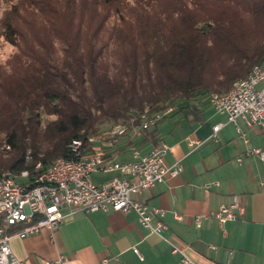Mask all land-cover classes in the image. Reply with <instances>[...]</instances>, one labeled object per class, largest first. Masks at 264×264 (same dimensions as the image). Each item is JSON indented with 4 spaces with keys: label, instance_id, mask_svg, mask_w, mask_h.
<instances>
[{
    "label": "trees",
    "instance_id": "trees-1",
    "mask_svg": "<svg viewBox=\"0 0 264 264\" xmlns=\"http://www.w3.org/2000/svg\"><path fill=\"white\" fill-rule=\"evenodd\" d=\"M0 39V173L33 171L133 110L229 92L264 62V0H0Z\"/></svg>",
    "mask_w": 264,
    "mask_h": 264
},
{
    "label": "crops",
    "instance_id": "crops-1",
    "mask_svg": "<svg viewBox=\"0 0 264 264\" xmlns=\"http://www.w3.org/2000/svg\"><path fill=\"white\" fill-rule=\"evenodd\" d=\"M197 114L188 110L165 119L154 138H119L107 153L131 162L133 149L150 153L160 142L171 151L164 159L167 167L182 165L178 176L168 175L156 186L133 196L150 208L165 210L167 226L160 234L149 232L134 211L69 213L51 239V233L13 238V253L26 264H183L181 249L195 264H264V161L248 154L264 147V128H249L239 122L242 133L226 124L213 139V128L226 123L204 96L196 102ZM194 120V121H193ZM200 142L199 146L192 143ZM102 174V173H100ZM104 175V174H102ZM106 180L99 179L97 184ZM239 196L244 215L221 224L211 217L222 204ZM196 218H201L198 226ZM154 222L157 218L153 219ZM138 248L143 259L133 251ZM66 256V262H59Z\"/></svg>",
    "mask_w": 264,
    "mask_h": 264
},
{
    "label": "built area",
    "instance_id": "built-area-1",
    "mask_svg": "<svg viewBox=\"0 0 264 264\" xmlns=\"http://www.w3.org/2000/svg\"><path fill=\"white\" fill-rule=\"evenodd\" d=\"M208 100L214 111L227 120L214 126L212 138L216 139L226 124H233L248 142L239 127L240 121L249 128H264V62L255 65L245 78L237 80L229 92H212ZM172 112L173 108L157 111L147 105L141 110L131 111L130 118L106 126L99 134L89 135L85 140L74 139L69 144V158H58L46 167L38 161L33 171L1 172L0 264H26L13 253L12 239H23L47 230L54 240L56 231L67 216L64 210H69L70 214L134 211L141 226L149 232L160 234L165 230L167 212L161 208H150L133 196L163 182L168 175L180 174V163L172 167L164 163L171 147L160 142L145 155L134 148V160L131 162L118 160L107 153L106 147L113 146L115 141L126 136L142 137L157 128ZM191 145L196 147L201 143ZM248 154L264 161V147L253 148ZM100 173L113 176L97 184L92 176ZM244 212L241 198L233 196L231 203L222 204L211 217L225 224L239 220ZM154 218H157L156 222ZM195 222L200 226L201 218H196ZM133 251L143 259L138 248ZM174 252L182 254L183 264H195L181 249L174 248ZM67 260L66 256H60L58 261ZM99 264H110L109 259L104 258Z\"/></svg>",
    "mask_w": 264,
    "mask_h": 264
},
{
    "label": "rangeland",
    "instance_id": "rangeland-1",
    "mask_svg": "<svg viewBox=\"0 0 264 264\" xmlns=\"http://www.w3.org/2000/svg\"><path fill=\"white\" fill-rule=\"evenodd\" d=\"M14 51L15 48L13 46L5 42L4 40L0 39V64H4ZM204 97L208 99V95ZM99 179L106 180L107 175L94 174L92 176V180L95 182H98Z\"/></svg>",
    "mask_w": 264,
    "mask_h": 264
}]
</instances>
